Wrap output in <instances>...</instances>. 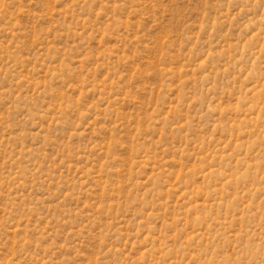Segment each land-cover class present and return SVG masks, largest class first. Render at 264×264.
Instances as JSON below:
<instances>
[{
    "label": "rangeland",
    "instance_id": "374dc122",
    "mask_svg": "<svg viewBox=\"0 0 264 264\" xmlns=\"http://www.w3.org/2000/svg\"><path fill=\"white\" fill-rule=\"evenodd\" d=\"M0 264H264V0H0Z\"/></svg>",
    "mask_w": 264,
    "mask_h": 264
}]
</instances>
